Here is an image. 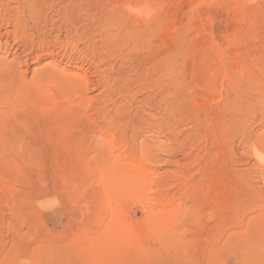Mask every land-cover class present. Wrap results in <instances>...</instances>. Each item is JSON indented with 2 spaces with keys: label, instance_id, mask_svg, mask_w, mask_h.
<instances>
[{
  "label": "rangeland",
  "instance_id": "374dc122",
  "mask_svg": "<svg viewBox=\"0 0 264 264\" xmlns=\"http://www.w3.org/2000/svg\"><path fill=\"white\" fill-rule=\"evenodd\" d=\"M0 41V264H264V0H0Z\"/></svg>",
  "mask_w": 264,
  "mask_h": 264
},
{
  "label": "bare ground",
  "instance_id": "6f19581e",
  "mask_svg": "<svg viewBox=\"0 0 264 264\" xmlns=\"http://www.w3.org/2000/svg\"><path fill=\"white\" fill-rule=\"evenodd\" d=\"M2 43V41H0V44ZM5 63H0V83H3V82H5V81H7L6 82V84H9V83H12V82H10V80H9V77H8V75H9V73H10V71L11 70H9L10 69V67L8 68V66H5L4 65ZM8 65V64H7ZM10 66V65H9ZM11 73H12V71H11ZM14 74V73H13ZM11 76H12V74H11ZM10 76V77H11ZM9 81V82H8ZM264 140V139H263ZM259 142V141H258ZM260 152V151H259Z\"/></svg>",
  "mask_w": 264,
  "mask_h": 264
}]
</instances>
